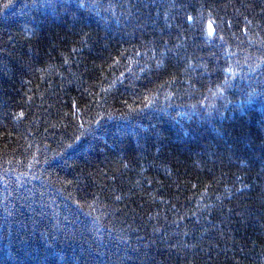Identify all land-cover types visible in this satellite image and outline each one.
Here are the masks:
<instances>
[{"label": "trees", "instance_id": "1", "mask_svg": "<svg viewBox=\"0 0 264 264\" xmlns=\"http://www.w3.org/2000/svg\"><path fill=\"white\" fill-rule=\"evenodd\" d=\"M0 264H264V0H0Z\"/></svg>", "mask_w": 264, "mask_h": 264}, {"label": "snow or ice", "instance_id": "2", "mask_svg": "<svg viewBox=\"0 0 264 264\" xmlns=\"http://www.w3.org/2000/svg\"><path fill=\"white\" fill-rule=\"evenodd\" d=\"M189 19H191V18H189ZM212 31V26H211V24H209V32H211Z\"/></svg>", "mask_w": 264, "mask_h": 264}]
</instances>
